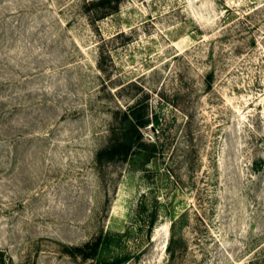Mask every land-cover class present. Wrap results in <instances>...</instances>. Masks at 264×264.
<instances>
[{
	"label": "rangeland",
	"instance_id": "rangeland-1",
	"mask_svg": "<svg viewBox=\"0 0 264 264\" xmlns=\"http://www.w3.org/2000/svg\"><path fill=\"white\" fill-rule=\"evenodd\" d=\"M90 1L0 0V264H264V0Z\"/></svg>",
	"mask_w": 264,
	"mask_h": 264
},
{
	"label": "trees",
	"instance_id": "trees-1",
	"mask_svg": "<svg viewBox=\"0 0 264 264\" xmlns=\"http://www.w3.org/2000/svg\"><path fill=\"white\" fill-rule=\"evenodd\" d=\"M123 0H91L87 11L95 19L104 18L119 11ZM151 124L148 106L140 99L125 110L118 111L114 117V126L110 144L99 150L97 163L102 166L107 163L127 161L135 154H140L150 161L157 151V142H147L142 129ZM156 212L152 214L153 223ZM174 224V222H173ZM101 240L98 239L84 248H78L83 258L95 257L100 250ZM89 248V250H88ZM124 258H121L123 260Z\"/></svg>",
	"mask_w": 264,
	"mask_h": 264
}]
</instances>
